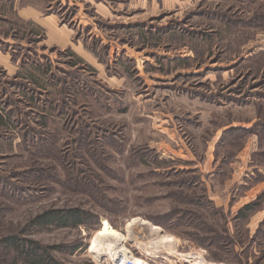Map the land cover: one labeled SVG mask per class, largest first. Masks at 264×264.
Instances as JSON below:
<instances>
[{
	"label": "rangeland",
	"instance_id": "rangeland-1",
	"mask_svg": "<svg viewBox=\"0 0 264 264\" xmlns=\"http://www.w3.org/2000/svg\"><path fill=\"white\" fill-rule=\"evenodd\" d=\"M0 116V241L264 264V0H0Z\"/></svg>",
	"mask_w": 264,
	"mask_h": 264
},
{
	"label": "trees",
	"instance_id": "trees-1",
	"mask_svg": "<svg viewBox=\"0 0 264 264\" xmlns=\"http://www.w3.org/2000/svg\"><path fill=\"white\" fill-rule=\"evenodd\" d=\"M188 44L190 43L188 42ZM192 50L196 53L200 51L197 47ZM198 54L203 55V52L200 51ZM0 120H3L2 116H0ZM260 198L264 199V194ZM260 198L258 202L249 204L244 208L241 212L243 218H247L251 213H254L256 207L260 204ZM92 217L90 213L79 208L49 209L34 217L29 227L44 229L49 227L64 229L86 227L92 221ZM19 235L10 234L1 239L0 264H7V261L12 259L17 262L21 261L23 264H63L57 260L54 254H74L82 247L66 245L44 247L38 242L22 239Z\"/></svg>",
	"mask_w": 264,
	"mask_h": 264
},
{
	"label": "bare ground",
	"instance_id": "bare-ground-1",
	"mask_svg": "<svg viewBox=\"0 0 264 264\" xmlns=\"http://www.w3.org/2000/svg\"><path fill=\"white\" fill-rule=\"evenodd\" d=\"M111 237H113V236H111ZM119 241V240H118ZM115 244V243H114ZM118 250V249H117ZM120 251V250H119ZM123 251V250H122ZM120 253H122L121 251H120ZM135 262H136V264H145L142 260H138V259H135Z\"/></svg>",
	"mask_w": 264,
	"mask_h": 264
}]
</instances>
